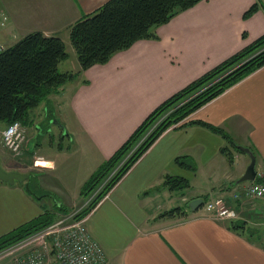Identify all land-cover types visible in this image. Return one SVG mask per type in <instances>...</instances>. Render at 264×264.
Listing matches in <instances>:
<instances>
[{
    "label": "crops",
    "instance_id": "1",
    "mask_svg": "<svg viewBox=\"0 0 264 264\" xmlns=\"http://www.w3.org/2000/svg\"><path fill=\"white\" fill-rule=\"evenodd\" d=\"M108 1L0 0V49L33 32L56 36L63 40L68 59L76 57L78 63L62 72L76 73L80 63L70 27ZM257 2L258 11L245 19ZM156 32L157 40L136 42L44 101V106L56 104L63 119L59 133L51 136L52 154L25 159L26 136L24 154L17 160L8 153L2 168L28 175L40 170V200L29 195L28 180L0 183V237L42 215L48 209L43 198L49 195L69 209L82 203L85 183L160 104L264 35V0H203ZM189 119L220 127L238 146L252 149L256 177L264 183V67ZM225 145L220 135L199 125L172 128L153 144L87 217L88 232L108 264H264V203L247 198L243 191L249 182H240L251 158L233 151L230 163L221 153ZM184 156L195 169L175 163ZM38 159L42 165L35 166ZM169 175L190 184L209 182L217 190L211 199H222L245 229L234 230V220L216 219L201 207L187 209L198 196L182 197L178 207L185 209L184 219L160 218L173 209V191L164 186Z\"/></svg>",
    "mask_w": 264,
    "mask_h": 264
},
{
    "label": "trees",
    "instance_id": "2",
    "mask_svg": "<svg viewBox=\"0 0 264 264\" xmlns=\"http://www.w3.org/2000/svg\"><path fill=\"white\" fill-rule=\"evenodd\" d=\"M201 1L109 0L70 27V41L80 63V70L76 73L59 70V64L69 57L61 38L46 36L42 32L26 35L0 53V124L8 126L19 121L26 126L31 122L32 112L43 101L51 94L62 92L80 73L94 65L108 63L116 53L130 49L140 40H157L156 31L160 26ZM259 8L257 2L244 18L251 17ZM263 67L264 35L160 104L82 187L81 195L88 206L76 219L89 216L153 144L172 128L199 125L220 135L226 142L221 153L233 163V151H244L232 137L220 127L189 118ZM175 163L195 169L191 159L185 156L177 157ZM255 181L263 183V178L256 177ZM164 186L170 191H180L188 189L190 182L169 175L165 177ZM27 191L34 199L40 200L34 191ZM189 203L187 209H190ZM184 210L176 207L164 212L160 218L185 217ZM70 211L60 205L44 210L42 215L1 236L0 252L49 227L55 223L57 215ZM230 228L245 229L243 222L235 220L230 222Z\"/></svg>",
    "mask_w": 264,
    "mask_h": 264
},
{
    "label": "built area",
    "instance_id": "3",
    "mask_svg": "<svg viewBox=\"0 0 264 264\" xmlns=\"http://www.w3.org/2000/svg\"><path fill=\"white\" fill-rule=\"evenodd\" d=\"M3 50L0 49V53ZM5 148L14 156L22 154L26 131L19 121L12 122L2 132ZM244 195L264 203V183L249 182ZM204 213L219 220H235L237 214L222 199L204 203ZM75 213V212H74ZM88 217V216H87ZM55 222L0 252V259L12 256L13 264H108L103 248L89 234L86 220Z\"/></svg>",
    "mask_w": 264,
    "mask_h": 264
},
{
    "label": "rangeland",
    "instance_id": "4",
    "mask_svg": "<svg viewBox=\"0 0 264 264\" xmlns=\"http://www.w3.org/2000/svg\"><path fill=\"white\" fill-rule=\"evenodd\" d=\"M4 22L2 16L0 15V25L1 23ZM76 57H71L68 59L66 62H62L61 66L59 67L60 71H66L68 69L72 70L76 66L77 61L75 59ZM75 65V66H74ZM46 103V102H45ZM58 107L56 104L53 102L51 103L50 101L47 102L46 106H44V101L40 104L38 108H36L32 114H31V122L28 123L24 128L26 127V136H27V148L26 150L28 151V156L25 157V159H30L31 155L37 154L40 155L46 154V153H51L50 151L53 142V138L51 137L52 135H56L59 133V123L63 119L61 118L62 116H59V111ZM61 110V109H60ZM4 124H0V137H1V130L3 129ZM2 146V147H1ZM42 148V152H40V149ZM4 154H3V153ZM46 152V153H45ZM10 154V151L5 148V146L0 144V159H1V167L5 169L3 160L7 156V154ZM24 154V146L22 150V154L19 156H15L17 160L21 158V156ZM245 158H247V162H249L248 156L243 155ZM37 166V165H35ZM249 166V165H248ZM247 166V167H248ZM245 168V170L247 169ZM40 169V167H38ZM242 170V169H240ZM244 168L243 171L245 172ZM28 182L30 184V188L38 195L40 196V170H35L29 173V179ZM217 191L209 184V182L205 180H197L194 181L190 184V187L186 190H180V191H173L171 196H172V204L171 207L176 208L179 205H181V199L183 196H186L188 199H193L195 197H199V199H202L204 203H207L208 201H211V195L213 196L215 192ZM169 192V191H168ZM50 196V195H49ZM49 196L43 198V201L46 203V207L49 209H52L56 205V199L54 197L49 198ZM167 198V197H166ZM52 205H50V203ZM53 206V207H52ZM88 206L86 203V200L82 203H80L76 208L71 209V211L67 214H61L57 215L56 219L54 222H58L60 220H64L66 222L71 223V221L75 220L77 215L83 211ZM52 207V208H51ZM165 209H169L168 207ZM75 212V213H74ZM186 217V216H185ZM184 216L177 217V220H181L185 218ZM51 226V225H50ZM46 229V228H45ZM252 229V228H251ZM44 230V229H43ZM41 230V231H43ZM39 231V232H41ZM264 235V233H263ZM0 264H13V258L12 256H6L0 259Z\"/></svg>",
    "mask_w": 264,
    "mask_h": 264
},
{
    "label": "water",
    "instance_id": "5",
    "mask_svg": "<svg viewBox=\"0 0 264 264\" xmlns=\"http://www.w3.org/2000/svg\"><path fill=\"white\" fill-rule=\"evenodd\" d=\"M238 147L241 150H243L244 152L248 153L250 155V158H251V162H250L249 166L247 167L244 175L240 179V182H254L256 180V176H257V172L255 169L256 156L251 151V149L245 148L242 146H238ZM28 178H29L28 174L17 173V172H6L2 169L1 164H0V181H2V182L6 183V184L14 185L16 182L24 183L28 180ZM25 187H26V189H28L27 184L25 185ZM203 203H204V201L202 199H195L189 203V207L192 211H196L203 205Z\"/></svg>",
    "mask_w": 264,
    "mask_h": 264
},
{
    "label": "bare ground",
    "instance_id": "6",
    "mask_svg": "<svg viewBox=\"0 0 264 264\" xmlns=\"http://www.w3.org/2000/svg\"><path fill=\"white\" fill-rule=\"evenodd\" d=\"M39 161L41 162V160H40V159H38V160L36 161V165H37V166H40V165H42V163H40ZM46 164H47V165H49L50 163L46 162ZM47 165H46V166H47Z\"/></svg>",
    "mask_w": 264,
    "mask_h": 264
}]
</instances>
